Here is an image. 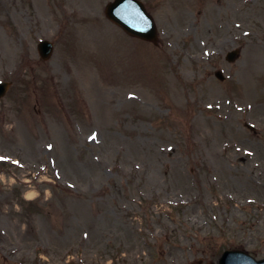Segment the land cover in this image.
<instances>
[{
  "label": "rangeland",
  "instance_id": "rangeland-1",
  "mask_svg": "<svg viewBox=\"0 0 264 264\" xmlns=\"http://www.w3.org/2000/svg\"><path fill=\"white\" fill-rule=\"evenodd\" d=\"M109 1L0 0V264L263 259L264 0H141L156 45Z\"/></svg>",
  "mask_w": 264,
  "mask_h": 264
},
{
  "label": "water",
  "instance_id": "water-1",
  "mask_svg": "<svg viewBox=\"0 0 264 264\" xmlns=\"http://www.w3.org/2000/svg\"><path fill=\"white\" fill-rule=\"evenodd\" d=\"M106 17L121 27L127 34L147 41H155L156 31L151 17L145 12L137 0H114L105 8ZM38 52L42 60H47L52 53V44L42 41L38 44ZM239 55L238 50L227 54V61L233 62ZM216 76L222 80L219 72ZM9 83H0V98L5 94ZM219 264H264V260L253 263L245 254L238 252H225Z\"/></svg>",
  "mask_w": 264,
  "mask_h": 264
},
{
  "label": "bare ground",
  "instance_id": "bare-ground-1",
  "mask_svg": "<svg viewBox=\"0 0 264 264\" xmlns=\"http://www.w3.org/2000/svg\"><path fill=\"white\" fill-rule=\"evenodd\" d=\"M207 89L209 90L210 94L212 95L215 91L207 86ZM208 93V92H207ZM135 94V95H133ZM122 100L125 105H140V100L138 97V94L135 92H128L125 91L122 95ZM219 105L221 106V103L218 101ZM103 110H105L103 107H101ZM126 236V235H125ZM132 255V254H130Z\"/></svg>",
  "mask_w": 264,
  "mask_h": 264
}]
</instances>
